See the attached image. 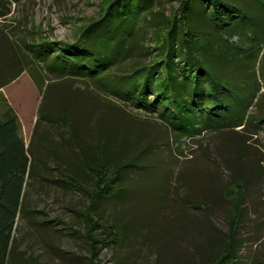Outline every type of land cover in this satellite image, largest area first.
I'll return each instance as SVG.
<instances>
[{"label": "rangeland", "instance_id": "374dc122", "mask_svg": "<svg viewBox=\"0 0 264 264\" xmlns=\"http://www.w3.org/2000/svg\"><path fill=\"white\" fill-rule=\"evenodd\" d=\"M157 1L156 10L168 15L181 3ZM220 1L203 0L207 19L196 15L210 34L207 56L219 69L226 64L238 85L258 80L249 108L255 118L246 126L180 134L90 79L56 77L36 57L33 48L43 40L74 41L86 22L105 13V0H10L0 17V122L17 116L30 161L21 193L17 185L3 192L0 182V199L11 209L19 203L5 264H91L84 215L90 200L65 177L74 173L94 189L71 141L73 117L87 130L81 132L87 144L97 145L104 127L117 130L111 144L118 158L154 138L153 150L136 154L121 173L119 191L97 199L96 212L123 232L119 243L100 246L99 264H210L231 237L236 253L228 263L264 264V123L256 117L264 113V0ZM221 28L235 36H224L217 49ZM236 166L244 195L242 181L232 184ZM241 197L233 226L234 200Z\"/></svg>", "mask_w": 264, "mask_h": 264}, {"label": "trees", "instance_id": "16d2710c", "mask_svg": "<svg viewBox=\"0 0 264 264\" xmlns=\"http://www.w3.org/2000/svg\"><path fill=\"white\" fill-rule=\"evenodd\" d=\"M194 1L181 0L178 9L168 15L164 10H156L157 0H105V13H101L99 20L86 22L74 41L47 39L39 44L42 48L37 45L33 49L36 57L47 62V70L56 77L90 79L102 90L117 94L131 105L157 113L170 129L180 134H195L224 126H246L255 118L249 113V108L257 97L258 80L238 85L229 77L226 64L222 70L212 65L207 56L209 31L203 26V20L196 18L200 13L207 19L209 7L203 0H199L201 3L198 5ZM9 3L10 0L0 1V17L8 14ZM226 32L227 28H221V35L213 42L217 49H221L224 36H235L233 33L226 35ZM226 40L230 43L229 39ZM260 102L261 99L257 111L261 113ZM256 117L264 123V113ZM74 120L75 117L68 124L71 141L85 170L95 180L94 189L81 184L74 173L65 172V177L72 187L82 191L90 200L84 214L87 217L85 235L93 247L90 262L99 264L100 246L119 243L123 232L96 212L97 199L119 191L121 173L133 163L136 154L153 150L150 143L154 138L149 136V143L138 149L141 151L130 156L126 154L122 159L112 150L111 142L116 139L117 130L104 127L100 130L98 144H87L82 141L87 130H80ZM18 127L16 115L0 122V182L3 192L17 185L21 193L29 167L30 157ZM237 170L238 166L234 168L237 175L233 173L232 184L242 181L244 195L245 185ZM242 203L243 197L240 202L234 200L233 226L240 218L237 205ZM17 205L19 203L15 202L12 208L16 209ZM13 209L4 203L2 194L0 264H5L11 247L16 218ZM98 232L105 234L103 239ZM235 253V241L231 237L210 264H232L228 261Z\"/></svg>", "mask_w": 264, "mask_h": 264}]
</instances>
